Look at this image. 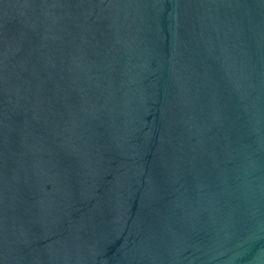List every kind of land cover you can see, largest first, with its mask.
I'll use <instances>...</instances> for the list:
<instances>
[{
	"label": "water",
	"instance_id": "1",
	"mask_svg": "<svg viewBox=\"0 0 264 264\" xmlns=\"http://www.w3.org/2000/svg\"><path fill=\"white\" fill-rule=\"evenodd\" d=\"M0 264H264V0H0Z\"/></svg>",
	"mask_w": 264,
	"mask_h": 264
}]
</instances>
